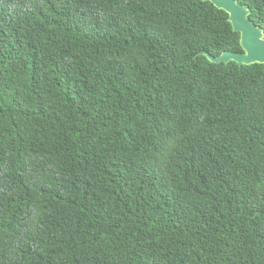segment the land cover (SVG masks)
<instances>
[{
	"label": "trees",
	"instance_id": "1",
	"mask_svg": "<svg viewBox=\"0 0 264 264\" xmlns=\"http://www.w3.org/2000/svg\"><path fill=\"white\" fill-rule=\"evenodd\" d=\"M225 52L204 0H0V264H264V64Z\"/></svg>",
	"mask_w": 264,
	"mask_h": 264
},
{
	"label": "water",
	"instance_id": "2",
	"mask_svg": "<svg viewBox=\"0 0 264 264\" xmlns=\"http://www.w3.org/2000/svg\"><path fill=\"white\" fill-rule=\"evenodd\" d=\"M210 2L214 7L224 11L228 15L234 32L240 35V47L242 53L225 52L217 58H213L207 53L204 55L211 63L228 64L236 63L239 67L252 64H264V34L249 19L250 11L237 0H204Z\"/></svg>",
	"mask_w": 264,
	"mask_h": 264
}]
</instances>
